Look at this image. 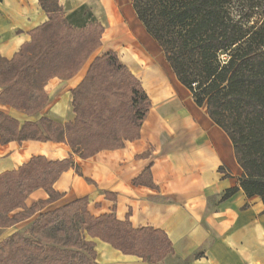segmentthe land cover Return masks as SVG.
<instances>
[{
    "label": "trees",
    "instance_id": "obj_1",
    "mask_svg": "<svg viewBox=\"0 0 264 264\" xmlns=\"http://www.w3.org/2000/svg\"><path fill=\"white\" fill-rule=\"evenodd\" d=\"M38 4L47 20L10 60L0 57V103L27 115L47 104L49 79H70L86 64L103 33L86 5L67 14L59 0ZM132 7L178 82L231 141L241 190L264 206V0H132ZM71 94L72 123L41 118L19 128L0 113V141L65 142L87 159L136 139L150 108L140 82L111 51L91 61ZM72 166L71 160L38 157L1 174L0 229L30 219L59 197L52 185ZM149 177L147 168L135 183L152 186ZM39 188L49 198L26 207L27 196ZM237 191L227 190L221 200ZM86 207L82 198L39 213L27 225L28 237L15 232L0 243V264H96V239L150 264L173 253L161 231L133 229L113 215L93 217ZM16 209L21 211L9 217Z\"/></svg>",
    "mask_w": 264,
    "mask_h": 264
},
{
    "label": "crops",
    "instance_id": "obj_2",
    "mask_svg": "<svg viewBox=\"0 0 264 264\" xmlns=\"http://www.w3.org/2000/svg\"><path fill=\"white\" fill-rule=\"evenodd\" d=\"M111 2L94 0L100 17L91 12L103 33L89 63L70 79H49L43 88L48 102L37 114L27 115L1 103L0 113L15 120L19 128L41 118L59 125L72 123V90L84 78L90 62L111 51L150 100L138 137L87 159L74 154L65 142L0 141V175L38 157L73 163L52 185L59 197L30 219L0 229V242L39 213L86 198V210L93 217L113 215L121 222L128 219L133 229L161 231L173 253L157 264H264V206L260 198L247 197L241 190L242 170L231 141L209 119L206 107L195 105L157 43L148 34L136 35L125 28ZM59 4L67 14L86 5L82 1L66 12L64 4H75V0H59ZM46 20L38 0H0V57L10 60L30 41V32ZM147 168L152 186L135 183ZM233 188L238 191L222 201L224 193ZM48 198L39 188L24 204L29 208ZM93 241L97 264H150L137 256L123 255L98 239Z\"/></svg>",
    "mask_w": 264,
    "mask_h": 264
},
{
    "label": "rangeland",
    "instance_id": "obj_3",
    "mask_svg": "<svg viewBox=\"0 0 264 264\" xmlns=\"http://www.w3.org/2000/svg\"><path fill=\"white\" fill-rule=\"evenodd\" d=\"M82 1H85L87 7L90 10H92L95 14L97 13L98 7L95 5L94 0H75V4H71V5H73L72 7H71V5L64 4L65 11L69 12L72 9H75L76 6L80 5ZM111 3L114 4L115 9H117V12L121 15L122 19L124 20L123 26L125 28H127V29L129 28L130 31H132V33L136 34V35H139L142 33L147 34V32L144 30V27L142 26V24L137 19L136 15L134 13V10L132 7V0H112ZM96 15H97V17H100L98 14H96ZM93 56H91L90 60L92 59ZM90 60L88 59V61L86 62V65L89 63ZM27 230H28V226L25 225L21 229H19V231H17V233H19L23 237H28ZM4 240H2L1 242H3ZM96 264H97V262H96Z\"/></svg>",
    "mask_w": 264,
    "mask_h": 264
}]
</instances>
